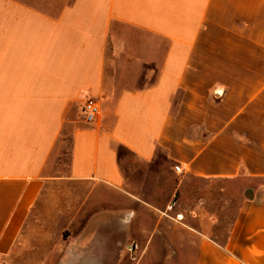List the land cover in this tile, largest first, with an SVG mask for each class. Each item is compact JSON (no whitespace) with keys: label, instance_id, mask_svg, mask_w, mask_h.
Instances as JSON below:
<instances>
[{"label":"crops","instance_id":"0c3cea01","mask_svg":"<svg viewBox=\"0 0 264 264\" xmlns=\"http://www.w3.org/2000/svg\"><path fill=\"white\" fill-rule=\"evenodd\" d=\"M238 177L264 179V0H0V264L50 237L56 264H132L164 218L184 264H264V190L208 231L195 184Z\"/></svg>","mask_w":264,"mask_h":264},{"label":"rangeland","instance_id":"374dc122","mask_svg":"<svg viewBox=\"0 0 264 264\" xmlns=\"http://www.w3.org/2000/svg\"><path fill=\"white\" fill-rule=\"evenodd\" d=\"M155 73L152 70H147L145 74V86L149 85L154 78ZM69 149L62 150V156L58 158L55 155L54 167L56 171L65 173L67 172L68 162H69ZM162 157V156H161ZM161 157H157L158 160L162 161ZM119 163L122 171L125 174L143 172L145 174L149 173V168L138 161L130 152L125 149H119ZM160 163V162H159ZM170 179H166L160 184L163 189L167 187ZM167 184V185H166ZM203 192L204 205L203 209L207 213L212 212L213 216L216 217L220 224L217 229L208 230L209 233H215L217 238L221 240L227 232L228 224L234 219L235 213L240 205V203L246 199L247 190L252 192V197L261 198L262 191L264 190V179H246L243 177H238L233 180H223L218 182L209 183H197L195 184ZM146 220L152 225L157 221L155 215L158 214H145ZM161 227L157 231L158 235L155 238V242L149 245L148 249H145V259L141 261H133L132 264H184L179 260L175 259L174 255L171 256L168 252L167 241L169 238L170 222L168 218H164L161 221ZM153 231L150 228V232ZM45 244L37 246L30 242L27 245V252L31 256L33 264L42 262L41 264H56L57 256L52 254L51 248L55 241L54 237L46 238ZM164 241V242H163Z\"/></svg>","mask_w":264,"mask_h":264},{"label":"built area","instance_id":"2783aa9c","mask_svg":"<svg viewBox=\"0 0 264 264\" xmlns=\"http://www.w3.org/2000/svg\"><path fill=\"white\" fill-rule=\"evenodd\" d=\"M83 111L88 116H96V115L99 114L100 109H99V106L96 103V101H94L92 99H89V100H87L84 103ZM173 169H174L175 172H180L181 171L179 165H175Z\"/></svg>","mask_w":264,"mask_h":264},{"label":"water","instance_id":"95a60500","mask_svg":"<svg viewBox=\"0 0 264 264\" xmlns=\"http://www.w3.org/2000/svg\"><path fill=\"white\" fill-rule=\"evenodd\" d=\"M246 198L247 199H253L252 192L251 191L247 190V192H246Z\"/></svg>","mask_w":264,"mask_h":264},{"label":"trees","instance_id":"16d2710c","mask_svg":"<svg viewBox=\"0 0 264 264\" xmlns=\"http://www.w3.org/2000/svg\"><path fill=\"white\" fill-rule=\"evenodd\" d=\"M120 149H122V148H120Z\"/></svg>","mask_w":264,"mask_h":264}]
</instances>
